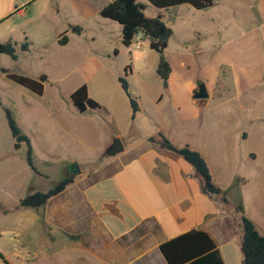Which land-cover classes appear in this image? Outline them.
<instances>
[{
  "label": "crops",
  "instance_id": "1",
  "mask_svg": "<svg viewBox=\"0 0 264 264\" xmlns=\"http://www.w3.org/2000/svg\"><path fill=\"white\" fill-rule=\"evenodd\" d=\"M111 1L0 0V42H14L17 53L16 58L1 53L0 74L7 77L1 71L6 69L42 84V92L37 93L13 81L21 89L23 106L30 110L43 105L52 113L68 110L96 114L99 123L94 125L104 130L105 153L115 137L120 138V152L125 153L111 155L113 158L88 172L78 164V171L66 173L73 179L60 193L33 207L35 219L41 218L46 228L49 226L45 235L52 241L59 238L61 246L60 250L34 253L31 261L26 256L25 261L37 264L44 258L53 263L58 255L61 264H167L159 244L191 229H201L216 242L224 264H243L242 228L236 214L219 197L202 191L190 163L148 138L162 133L177 147L188 144L197 150L207 163L213 184L223 189L208 158L209 141L195 143L191 138L201 135L207 125L203 113L209 101L222 96L224 90L216 88L218 81L226 90L230 84L241 88V95H251L252 102L259 104V82L264 81V0H215L203 9L179 4L155 8L149 15L148 5L143 3L147 17L161 14L172 29L164 50L171 66L167 88L157 73L158 80L153 83L143 73L151 62L145 59L146 52L140 54L137 49L144 43L149 46L148 40L141 37L139 48L134 38L130 45H124L121 24L101 16V8ZM167 10L178 23L189 21L187 32L177 34L165 21ZM192 17L202 22L192 23ZM72 26H79L80 32L72 31ZM63 32L67 42L59 44ZM23 42L28 43L27 50L20 49ZM132 44L136 50L131 49ZM170 45L171 59L166 52ZM124 51L129 53L128 60H118ZM196 54L203 56L200 63ZM222 68L228 74H221ZM70 69L77 70L75 75H68ZM134 72L141 73L139 82L133 79ZM121 76H125L139 107L134 116L118 81ZM199 82L205 84L208 96L194 99L192 93ZM82 84L88 96L99 103L98 108L80 112L74 106L71 93ZM162 92L171 107L168 123L159 107ZM144 97L150 101L149 107ZM140 116L149 124H135L138 138L129 137V125ZM247 121L249 125L258 123L259 114H249ZM66 130L78 138L83 128ZM239 132L242 140L249 137L246 130L240 128ZM128 138L138 140L127 148ZM255 157L254 152H248L246 158ZM70 164L77 163L70 159L64 164L66 170ZM240 178L249 182L244 174Z\"/></svg>",
  "mask_w": 264,
  "mask_h": 264
},
{
  "label": "rangeland",
  "instance_id": "2",
  "mask_svg": "<svg viewBox=\"0 0 264 264\" xmlns=\"http://www.w3.org/2000/svg\"><path fill=\"white\" fill-rule=\"evenodd\" d=\"M138 1L148 5L147 15L156 8L147 0ZM170 10L165 12V21L175 27L177 34L187 32L186 24L189 21L178 23V18L174 17ZM193 12L198 11L193 9ZM191 22L199 24L202 21L192 17ZM131 49L136 50L133 44ZM137 51L140 54L146 52L145 59L151 62V66L149 68L146 64L143 73L150 83L155 82L158 77L154 63L158 59V54L145 43ZM166 52L171 59L172 45ZM164 55L166 57L165 52ZM128 58V51L117 57L123 61H127ZM195 58L199 63L203 60L200 54H196ZM221 71V74H228L225 68ZM76 72V69H70L68 75H75ZM134 73L133 79L139 82L141 73ZM221 82L218 81L216 88L224 90L221 91L222 96L209 101L208 108L203 113L207 125L203 133L192 137L191 141L192 139L195 143L204 139L209 141L206 150L216 177L223 186L221 190L232 203L237 201L235 205L240 206L242 213L252 219L259 232L264 235V81L259 82L258 105L252 102L250 94L249 97L247 94L241 95V88L230 84V89L226 90ZM158 84L160 85V81ZM20 91L13 81L0 74V264H30L34 253L60 250L59 238L52 241L45 235L49 226L46 228L41 218L35 219L34 214L37 211L33 207L19 206L18 210L19 198L33 191H45L65 177L67 172H76L66 170L64 166L70 159L79 164L83 172H88L113 158L103 149L104 130L102 127L96 129L94 123H99L96 114H73L68 110L52 113L43 105L29 110L22 104ZM161 94L163 98L159 107L164 121L168 123V112L171 107L164 93ZM144 103L149 107L150 101L146 97ZM4 108L11 110L16 124L29 138L36 171L26 163V145L23 144L17 150L13 148L14 140L10 134ZM251 113L259 114L258 123L249 125L247 120ZM139 123L149 124L147 119L140 116L136 123H132L133 127L132 124L129 125L127 131L129 137L138 138L135 124L138 126ZM197 124L198 122H195V126ZM77 126L83 130L80 131L78 138L72 137L66 128ZM240 128L248 133L249 137L246 140L241 139ZM148 129L149 127L145 131ZM136 138L126 139V147L129 148L133 141L137 142ZM248 152L256 154L254 160L246 158ZM122 154L125 153L120 152L114 156ZM241 174L246 175L249 182L243 183ZM25 257L30 261H25ZM54 260L55 262L50 263L41 258L37 264H61L60 256L57 255Z\"/></svg>",
  "mask_w": 264,
  "mask_h": 264
},
{
  "label": "trees",
  "instance_id": "3",
  "mask_svg": "<svg viewBox=\"0 0 264 264\" xmlns=\"http://www.w3.org/2000/svg\"><path fill=\"white\" fill-rule=\"evenodd\" d=\"M147 1L156 8H168L179 4H189L195 9H203L211 6L215 0ZM144 8L145 5L138 0H113L103 6L100 13L101 16L115 20L121 24V41L124 45H130L137 33L141 34L142 39L148 40L149 47L158 54L156 73L161 78L163 87L167 88V80L171 72V66L164 55V50L172 35V29L163 21L161 14H157L154 17H147L144 13ZM71 29L74 32H80L79 26H72ZM66 42L67 36L63 32L58 38V43L65 44ZM20 49L27 50L28 43H21ZM0 53L16 58V44L11 41L0 42ZM2 71L12 81L37 93L42 92V84L39 81L21 74L9 72L6 69H2ZM118 81L129 99L134 116V113L139 109L136 98L130 94L125 76L119 77ZM71 99L74 106L80 112H84L87 108L99 107V103L88 96L85 84L80 85L71 93ZM4 111L10 134L14 140L13 148L17 150L24 143L26 145V163L33 171H36L31 157L29 138L16 124L11 110L4 108ZM148 140L157 143L160 147L175 153L190 163L196 175L200 178L202 191L205 194L219 197L220 201L226 204L236 214L242 228L240 241L242 263L264 264V235L242 213L240 206L231 205L223 191L213 184L209 168L201 154L188 144H184L181 147L173 145L162 133H158L156 136H150ZM72 179V174H69L45 191L28 193L20 198L19 205L22 207H40L49 198L60 193ZM159 251L167 264H224L216 242L208 232L201 229H191L160 243Z\"/></svg>",
  "mask_w": 264,
  "mask_h": 264
},
{
  "label": "water",
  "instance_id": "4",
  "mask_svg": "<svg viewBox=\"0 0 264 264\" xmlns=\"http://www.w3.org/2000/svg\"><path fill=\"white\" fill-rule=\"evenodd\" d=\"M207 96H208V93L206 91L205 84L203 82H199L197 84V88L192 93V98L203 99V98H206ZM122 150H123V145H122L120 138L115 137V138H113L112 143L107 147L106 154L107 155H115L116 153H118ZM74 165H75L74 171H78L79 170L78 165L77 164H74Z\"/></svg>",
  "mask_w": 264,
  "mask_h": 264
},
{
  "label": "built area",
  "instance_id": "5",
  "mask_svg": "<svg viewBox=\"0 0 264 264\" xmlns=\"http://www.w3.org/2000/svg\"><path fill=\"white\" fill-rule=\"evenodd\" d=\"M134 44H135V47L136 48H139L141 47L142 45V40H141V34L140 33H137L134 37Z\"/></svg>",
  "mask_w": 264,
  "mask_h": 264
},
{
  "label": "flooded vegetation",
  "instance_id": "6",
  "mask_svg": "<svg viewBox=\"0 0 264 264\" xmlns=\"http://www.w3.org/2000/svg\"><path fill=\"white\" fill-rule=\"evenodd\" d=\"M71 165H72V166H71ZM69 169L74 171V170H75V165H74V164H70V165H69Z\"/></svg>",
  "mask_w": 264,
  "mask_h": 264
}]
</instances>
